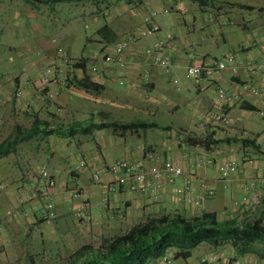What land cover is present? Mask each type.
<instances>
[{
    "label": "crops",
    "instance_id": "crops-1",
    "mask_svg": "<svg viewBox=\"0 0 264 264\" xmlns=\"http://www.w3.org/2000/svg\"><path fill=\"white\" fill-rule=\"evenodd\" d=\"M32 2L13 0L14 8L0 13V21L9 14L12 19L0 26V45L13 53L9 64L14 68L0 73V104L12 100L21 111L16 113L33 120L27 132L38 123L35 133L17 143L25 142L24 155L0 158V180L2 172L10 174L9 181L0 182L4 264L22 258L30 264L64 260L82 245L99 246L104 237L123 234L152 215L192 217L209 211L220 219L261 218L264 224V66L259 65L264 50V0ZM151 11L157 12L154 20L160 32L137 38ZM21 16L26 17L24 24ZM105 24L113 33L108 37L115 36L111 42L99 34ZM168 34L174 39L165 50L172 62L166 69L144 50ZM124 39L131 43L121 57L123 63L117 58L101 65L102 55ZM59 48L71 61H85L87 68L101 65L105 78L98 90L69 84ZM229 55L234 62L212 76H184L188 65ZM53 63L63 69L61 80L44 87L39 80ZM84 74L80 70L75 77ZM218 87L232 99L219 102ZM19 89L24 95L18 99ZM184 100L188 107L194 103L195 109L184 108ZM220 109L229 113L230 124L202 121L205 113ZM113 121H148L157 126L124 128L113 126ZM75 155L90 166L71 168ZM207 159L213 163L197 164ZM118 160L145 169L172 160L183 167L184 176L176 184L145 192L122 187L111 191L109 184L116 176L107 172L101 181L93 180L94 170ZM228 161L237 162L240 169L224 178L220 166ZM41 165L57 181L52 198L59 216L53 223L43 220L40 199L32 196L41 183ZM185 183L194 189V198L205 197L198 205L176 196V186ZM73 185L84 192L80 199L72 196ZM8 210L13 216L6 215ZM260 244L264 242L255 243L244 255L230 244L217 248L202 244L201 257L173 258L170 264H264ZM208 256L214 258L202 262ZM149 263L168 264L162 258Z\"/></svg>",
    "mask_w": 264,
    "mask_h": 264
},
{
    "label": "trees",
    "instance_id": "trees-1",
    "mask_svg": "<svg viewBox=\"0 0 264 264\" xmlns=\"http://www.w3.org/2000/svg\"><path fill=\"white\" fill-rule=\"evenodd\" d=\"M33 4L80 2L85 0H32ZM101 1V0H89ZM202 2L204 0H193ZM108 25L99 29V34L114 40L115 36ZM75 67L87 71L85 61H77ZM77 75V74H76ZM69 79V84L86 90L96 91L100 83L93 81L89 74L83 78ZM37 121L34 127L26 134L21 126H16L14 133L0 142V158L13 151L17 143L33 134L37 129ZM113 126L124 128L140 125L141 127L157 126L154 122H121L113 121ZM264 242V224L261 218L247 222H239L234 219H220L216 212L204 211L199 215L187 217L181 213L152 215L143 222L133 226L123 234L104 237L99 246L84 244L73 252L63 264H146L164 255H172L174 258H189L193 251L202 244L213 248L224 244L233 246L238 255L251 252L255 243Z\"/></svg>",
    "mask_w": 264,
    "mask_h": 264
},
{
    "label": "built area",
    "instance_id": "built-area-1",
    "mask_svg": "<svg viewBox=\"0 0 264 264\" xmlns=\"http://www.w3.org/2000/svg\"><path fill=\"white\" fill-rule=\"evenodd\" d=\"M156 15V11H151L144 17V25L137 32V38L148 37L160 32L161 27L154 20ZM173 39L174 35L168 34L167 38L156 40L153 45L147 46L145 48L144 54L146 56H152L156 64L161 65L166 69L170 68L172 62L170 57L165 54V50L167 49L169 41ZM130 43V39H124L116 42L113 45V51L105 52L102 55L101 65L111 64L115 62L117 58H120V64H122L123 62L121 61V57L129 47ZM58 52L62 55V62L67 68L66 72L68 73V77L66 79H72L74 75H76L80 70L84 72L83 68L78 69L77 67H75V62L71 61L67 53L62 48H59ZM234 60V56L229 55L223 59H212V61L208 64L188 65L185 68L184 76L186 78L199 77L204 74L212 76L213 74L225 69L227 64L230 62H234ZM101 65H92L90 68H87L86 71V73L90 75L91 80L97 81L98 83H100L105 78V74ZM259 65L264 66V50L260 58ZM62 71V67H60L57 63L49 64L44 68L42 72L41 78L39 80L40 84L45 87L50 84L58 83L61 80L60 76ZM174 83L176 85L179 84L178 78L174 79ZM253 92L257 94L258 90L253 89ZM217 93L219 102H228L232 99V95L221 87L217 88ZM23 95V90L19 89L16 91V97L18 99L23 98ZM202 121L206 124L218 126L230 124L232 122V118L229 113L225 112L223 109H220L218 111H210L205 113L202 116ZM203 163L212 164L213 160L207 159L199 160L197 162L198 165H201ZM89 166L90 164L85 159L81 160L79 163L80 168H88ZM239 169L240 167L235 161H228L220 166V172L222 177L224 178L229 177ZM39 171L41 176V183L39 188L32 192V196L40 199V213L43 220L47 223H53L59 216L56 210V204L52 198V191L56 187L57 181L46 165H41ZM106 172L116 176L115 180H113L109 184V189L111 191H115L120 187L131 192H145L148 190L155 191L156 189L162 188L166 184H176V182L184 176L183 167L180 164L173 162L172 160H165L161 164H154L150 168L146 169L125 160H118L108 167L104 166L94 170L92 173L93 180L95 182L101 181L103 175ZM188 183H185V185L183 186H176L175 194L178 198H183L187 203L198 205L200 203V199H204L205 197L201 196L199 199L194 198L192 193L194 189H192V186ZM252 185H254V182H251L250 186ZM71 194L74 198L80 199L84 195V192L80 187L73 185L71 188ZM154 197L156 198L155 194ZM6 215L13 216V212L8 210L6 212ZM173 258L174 257L172 255L168 254L162 257V259L168 264L172 262ZM211 258L213 259L214 256L205 257L202 259V262H206Z\"/></svg>",
    "mask_w": 264,
    "mask_h": 264
},
{
    "label": "rangeland",
    "instance_id": "rangeland-1",
    "mask_svg": "<svg viewBox=\"0 0 264 264\" xmlns=\"http://www.w3.org/2000/svg\"><path fill=\"white\" fill-rule=\"evenodd\" d=\"M12 1L13 0H10V1L9 0H0V13L3 10L9 11V10L13 9L14 5H13ZM159 7L161 8L162 6H159ZM8 11H6L5 13H7ZM9 15L2 17V19L0 21V26H3L6 22V20L8 22H10L12 20ZM169 16H172V14L170 13ZM19 19L21 20L22 24H24L26 17L23 18V16H21ZM16 38L17 37L14 36L13 41ZM2 40H3V35H0V41H2ZM0 48H2V49H0V60H1L0 61V73H4V71L7 72L10 70L14 71L13 70L14 68H11L10 64H9V63H11L9 60H10V57L13 55V53L8 52V50L5 48L3 49V47L1 45H0ZM1 76H2V74H1ZM6 76H9V74ZM2 78H3V76H2ZM178 85L180 86V82ZM189 99L193 100L194 98L191 96ZM182 102L184 103L183 104L184 108L187 107L190 110L195 109L194 103H192L193 104L192 107H188L187 104H185L186 103L185 100ZM14 105L15 104L13 103L12 100H9L7 102V104H5L4 106H2L0 104V142L4 141L6 138L9 137L10 134L14 133L15 127L17 125L21 126V128L24 130V132L22 134H26L27 127L33 123V120L31 118H28L26 115L21 114V113H16V112H21V111H17L18 109L15 108ZM24 143L25 142H21V144L19 146L17 145L15 147V149L8 154V156L11 158H14V156H20L21 154L24 155V151L26 150V147L24 148V146H25ZM79 163H80V156L75 155V157L70 162V167L75 169L76 167L79 166ZM8 175H10V174H8L7 171L2 172V176H1L2 179L0 180V182L5 183L7 181V179L9 181ZM259 246H261L260 248H264V245H262V244H260ZM202 253H203V250L201 249V246L199 248H196L193 251V259L194 258L197 259V257H199V256L201 257V255H203ZM65 261H66V259L62 260V258H61L60 260H56L55 262H52V263H50L49 261H47V262L38 261V263H36V264H63ZM179 261H182V260H179ZM4 262H6V261L0 260V264H4ZM11 264H30V263L28 262L27 259L22 258L16 262H12Z\"/></svg>",
    "mask_w": 264,
    "mask_h": 264
}]
</instances>
